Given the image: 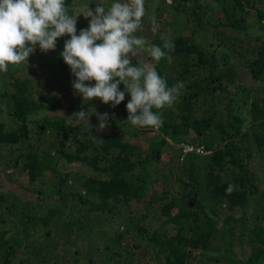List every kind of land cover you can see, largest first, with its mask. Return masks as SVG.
<instances>
[{
  "label": "trees",
  "instance_id": "16d2710c",
  "mask_svg": "<svg viewBox=\"0 0 264 264\" xmlns=\"http://www.w3.org/2000/svg\"><path fill=\"white\" fill-rule=\"evenodd\" d=\"M145 9L159 27L147 33L144 15L135 35L175 48L170 62L143 59L169 87L184 83L153 109L158 130L127 120V93L116 107L83 100L61 56L66 78L2 72L0 264H264V0ZM81 109L91 127L71 119ZM97 113L109 114L102 131ZM186 143L208 153L183 154Z\"/></svg>",
  "mask_w": 264,
  "mask_h": 264
},
{
  "label": "clouds",
  "instance_id": "9594fccd",
  "mask_svg": "<svg viewBox=\"0 0 264 264\" xmlns=\"http://www.w3.org/2000/svg\"><path fill=\"white\" fill-rule=\"evenodd\" d=\"M81 15L90 18L89 25L77 34ZM144 15L145 0H114L107 8L104 0H99L94 11L89 5H69L66 0H0V72H7L9 65H26L37 46L42 52L54 51L58 38L67 36L60 56L76 78L72 82L74 91L83 100L99 98L112 107L124 101L127 93V120L134 126L158 130L163 120L153 109L171 107L184 83L169 87L156 68L143 59L147 50L154 61L167 58L170 62L169 52L175 48L170 36L162 38V46L146 48V39L135 35ZM158 27L153 19L151 31L156 32ZM89 81L95 83H85ZM96 115L97 129L102 131L109 114ZM71 119L91 127L83 109L74 112ZM187 153L183 150V154ZM234 188L229 184L226 192L231 194Z\"/></svg>",
  "mask_w": 264,
  "mask_h": 264
},
{
  "label": "rangeland",
  "instance_id": "374dc122",
  "mask_svg": "<svg viewBox=\"0 0 264 264\" xmlns=\"http://www.w3.org/2000/svg\"><path fill=\"white\" fill-rule=\"evenodd\" d=\"M159 1H162V0H153V2H156V3ZM168 1H171V0H168ZM113 2H114V0H104L105 7L107 8ZM98 4H99V0H86V1L84 0V1H80L77 5H89L90 9L94 11L95 8L98 6ZM146 14L147 13H146V9H145V15ZM89 19L90 18H86L85 21H87ZM144 19L146 20V30L145 31L148 33L150 31V28L152 27L153 19L151 17H148L147 15H146V18H144ZM60 49H62V47ZM60 49H57V50L55 49L54 51L42 52L39 48H36L34 53L30 54L29 59L26 62V65L25 64H20L17 66L9 65L8 69L14 71V70H17V68L22 69L23 67H25L24 71L22 69V71L25 72V71H27V68L31 69L30 67H33L35 69V70L33 69L34 72L36 71V68L41 70L42 73L44 74V78H46L45 77L46 74L49 76L54 74L56 80L60 79L61 76H64L66 78L70 75V73L68 71L62 72L60 65H58L59 61L61 60ZM39 55H42V56H39ZM33 70H31V71H33ZM243 73L246 75L245 72H243ZM2 75H4V74L2 72H0V76H2ZM33 75L35 77V74H33ZM4 118H5V116L0 117V119H4ZM8 172H11V169H9Z\"/></svg>",
  "mask_w": 264,
  "mask_h": 264
},
{
  "label": "built area",
  "instance_id": "2783aa9c",
  "mask_svg": "<svg viewBox=\"0 0 264 264\" xmlns=\"http://www.w3.org/2000/svg\"><path fill=\"white\" fill-rule=\"evenodd\" d=\"M183 150H184V153H187V152L207 153L206 149L202 145L196 146L192 144H184Z\"/></svg>",
  "mask_w": 264,
  "mask_h": 264
}]
</instances>
